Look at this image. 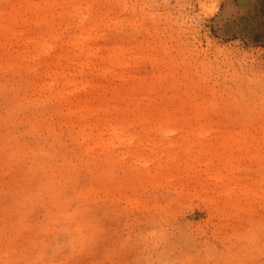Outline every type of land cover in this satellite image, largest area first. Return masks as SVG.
<instances>
[{"label": "rangeland", "instance_id": "374dc122", "mask_svg": "<svg viewBox=\"0 0 264 264\" xmlns=\"http://www.w3.org/2000/svg\"><path fill=\"white\" fill-rule=\"evenodd\" d=\"M227 2L0 0V264H264V6Z\"/></svg>", "mask_w": 264, "mask_h": 264}, {"label": "bare ground", "instance_id": "6f19581e", "mask_svg": "<svg viewBox=\"0 0 264 264\" xmlns=\"http://www.w3.org/2000/svg\"><path fill=\"white\" fill-rule=\"evenodd\" d=\"M258 6H260L259 8L264 6V0H230V1L228 0V2L224 6V11L222 13L223 18L221 19L222 20L224 19L223 22L226 23L227 22L226 16L235 15L236 17H242L245 16L247 13L254 14V12L257 10L256 7Z\"/></svg>", "mask_w": 264, "mask_h": 264}]
</instances>
